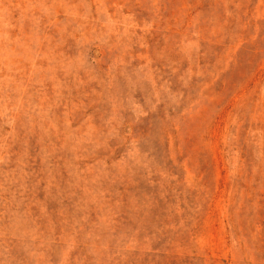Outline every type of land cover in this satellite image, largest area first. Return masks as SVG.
<instances>
[{
  "label": "rangeland",
  "instance_id": "rangeland-1",
  "mask_svg": "<svg viewBox=\"0 0 264 264\" xmlns=\"http://www.w3.org/2000/svg\"><path fill=\"white\" fill-rule=\"evenodd\" d=\"M0 264H264V0H0Z\"/></svg>",
  "mask_w": 264,
  "mask_h": 264
}]
</instances>
